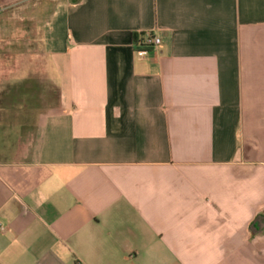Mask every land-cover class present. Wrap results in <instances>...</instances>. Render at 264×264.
<instances>
[{
  "label": "crops",
  "instance_id": "1",
  "mask_svg": "<svg viewBox=\"0 0 264 264\" xmlns=\"http://www.w3.org/2000/svg\"><path fill=\"white\" fill-rule=\"evenodd\" d=\"M34 14L56 98L0 123V264H264V0H0Z\"/></svg>",
  "mask_w": 264,
  "mask_h": 264
},
{
  "label": "rangeland",
  "instance_id": "2",
  "mask_svg": "<svg viewBox=\"0 0 264 264\" xmlns=\"http://www.w3.org/2000/svg\"><path fill=\"white\" fill-rule=\"evenodd\" d=\"M31 9V13L37 11ZM39 18L35 14L0 16L4 29L0 32V94L10 95L6 102L0 103V123L18 125L21 129L29 125L34 113L53 104L55 98L45 58L38 48L35 26Z\"/></svg>",
  "mask_w": 264,
  "mask_h": 264
},
{
  "label": "built area",
  "instance_id": "3",
  "mask_svg": "<svg viewBox=\"0 0 264 264\" xmlns=\"http://www.w3.org/2000/svg\"><path fill=\"white\" fill-rule=\"evenodd\" d=\"M161 43V38L152 32H145L140 35L139 42L137 43L139 51L145 53L147 48L158 46Z\"/></svg>",
  "mask_w": 264,
  "mask_h": 264
},
{
  "label": "trees",
  "instance_id": "4",
  "mask_svg": "<svg viewBox=\"0 0 264 264\" xmlns=\"http://www.w3.org/2000/svg\"><path fill=\"white\" fill-rule=\"evenodd\" d=\"M140 35H142V34H140ZM139 38H140V36H139L138 34H134V35H133V41H134L135 43H138V42H139ZM19 85H20V84H19ZM19 85H18V88H20V87L22 86V85H21V86H19ZM18 94H20V93H17V95H18ZM51 94H52V93H51ZM54 96H55V94H54ZM9 98H10V95H7V96H6L5 94L1 93V94H0V103L2 104V102H3L4 100H5V102H6V100L9 99ZM55 98H56V97H55ZM55 98H54V100H55ZM34 114H35V113H34Z\"/></svg>",
  "mask_w": 264,
  "mask_h": 264
}]
</instances>
